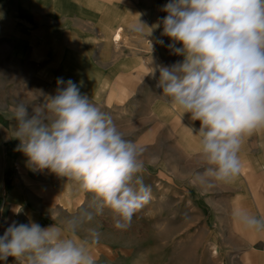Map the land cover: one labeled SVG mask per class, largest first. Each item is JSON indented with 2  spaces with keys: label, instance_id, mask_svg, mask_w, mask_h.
<instances>
[{
  "label": "rangeland",
  "instance_id": "obj_1",
  "mask_svg": "<svg viewBox=\"0 0 264 264\" xmlns=\"http://www.w3.org/2000/svg\"><path fill=\"white\" fill-rule=\"evenodd\" d=\"M166 3L6 0L0 6L6 13L0 12V221H15L20 215L11 202L4 204L16 177L20 180L33 170L47 220L54 214L49 190L57 175L35 170L17 150L20 142L13 135L11 109L24 103L31 113L43 103L41 93L56 94L58 78L71 79L149 158L142 155L150 199L124 230L114 227L109 209L95 214L92 193L75 184L64 189L63 199L68 198L64 219L85 210L94 213L77 237L84 239L88 228L99 232V242L90 245L95 264H264V231L244 230L233 217L236 208L264 216V128L244 136L241 170L235 179L207 178L206 188L195 179L208 165L200 154L199 138L187 127L198 130L200 122L191 120L190 113L180 120L157 87L159 73L150 74L157 64L183 60L167 47L172 41L162 35V24L156 27L167 15L162 11ZM138 15L148 27L143 33L130 30Z\"/></svg>",
  "mask_w": 264,
  "mask_h": 264
},
{
  "label": "clouds",
  "instance_id": "obj_2",
  "mask_svg": "<svg viewBox=\"0 0 264 264\" xmlns=\"http://www.w3.org/2000/svg\"><path fill=\"white\" fill-rule=\"evenodd\" d=\"M162 11L167 15L156 27L162 24V35L172 41L167 47L183 60L157 64L150 74L159 73L157 87L180 120L190 113L200 122L198 130L187 127L208 165L195 179L229 182L241 170L244 136L264 128V0H168ZM145 27L138 15L130 30L143 33ZM57 85L55 95L41 93L44 101L31 113L24 103L12 107L17 150L35 170L47 169L92 193L95 214L109 209L114 227L124 230L151 196L142 176L144 148L127 139L77 83L58 78ZM93 216L85 210L47 228L13 221L0 235V261L95 264L90 245L99 242V232L88 228L84 239L77 237ZM233 217L244 230L264 231V216L236 208Z\"/></svg>",
  "mask_w": 264,
  "mask_h": 264
},
{
  "label": "crops",
  "instance_id": "obj_3",
  "mask_svg": "<svg viewBox=\"0 0 264 264\" xmlns=\"http://www.w3.org/2000/svg\"><path fill=\"white\" fill-rule=\"evenodd\" d=\"M6 0H0V6L5 3ZM0 12L3 16L6 15L5 9L0 7ZM30 179V180H29ZM64 178V177H58L54 176L53 180L54 183L52 184L53 188L49 191L53 193L52 197L53 200L55 201L54 203V213L56 212V205H57V198H59L61 201L63 200H68V198L63 199V191L64 189L69 190L71 188L69 184H74L73 181L69 182L70 179ZM57 180V181H56ZM67 185V186H66ZM76 191V190H74ZM8 199L6 204L4 206H8L10 202L13 204L14 208H21L22 211H20V215H16L14 217V220L19 224V223H28L29 220H32L33 222H37L39 219L40 215L46 216L45 211L40 212L38 210L39 206L42 208L44 207L43 201L44 197L42 200V197L38 196V191L37 189L34 188V170L32 171L31 175L26 176L22 175L20 180L18 177L15 179V185L14 187L10 190L8 194ZM69 197V196H68ZM47 201V200H46ZM63 206V205H62ZM44 210V209H43ZM58 211L63 213V209H59ZM12 219L7 218L6 221L1 222L0 221V235H3L5 229L8 227L9 224H11L13 221ZM0 264H17V261L15 260L14 257H8L7 261H0Z\"/></svg>",
  "mask_w": 264,
  "mask_h": 264
},
{
  "label": "bare ground",
  "instance_id": "obj_4",
  "mask_svg": "<svg viewBox=\"0 0 264 264\" xmlns=\"http://www.w3.org/2000/svg\"><path fill=\"white\" fill-rule=\"evenodd\" d=\"M118 37H119V35H118V33H116L115 38L117 39ZM89 86H90V84L87 85V87H89ZM244 150H245V147H243V145H241V149L239 152V159L242 158V156L244 154ZM156 152L157 151L153 152L152 155H155ZM147 153H148V155L150 154V152H147ZM143 158H144V160H149V158L147 156L143 155ZM160 164H162V163H160ZM205 184L206 183H203V185H202L204 188L207 187ZM56 201H57V205H56L57 208H56V212L50 217L49 221H51V222H49L47 220L46 216H44V215H40L39 219L37 220L36 223H38L42 228H47V227L51 226L53 223L59 225L64 220V216H63L64 214L63 213L61 214V212L58 210L60 208L64 209V207L66 205V203H65L66 200L61 201L59 198H57ZM63 203H65V204H63ZM38 210L40 212H44V210L41 206H39Z\"/></svg>",
  "mask_w": 264,
  "mask_h": 264
}]
</instances>
